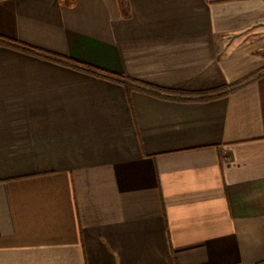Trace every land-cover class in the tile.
Segmentation results:
<instances>
[{"label":"crops","instance_id":"1","mask_svg":"<svg viewBox=\"0 0 264 264\" xmlns=\"http://www.w3.org/2000/svg\"><path fill=\"white\" fill-rule=\"evenodd\" d=\"M0 264H264V0H0Z\"/></svg>","mask_w":264,"mask_h":264},{"label":"trees","instance_id":"2","mask_svg":"<svg viewBox=\"0 0 264 264\" xmlns=\"http://www.w3.org/2000/svg\"><path fill=\"white\" fill-rule=\"evenodd\" d=\"M122 80L124 82V84L126 85V87L128 89L130 88H134L135 86H137L139 89L145 90V91H151V92H159L158 89L150 86V85H146V84H142V83H136L135 81H132L131 79L127 78V77H122ZM132 84V85H130ZM227 93V91H224L223 94ZM213 97H217V96H207V97H203L202 99H209V98H213Z\"/></svg>","mask_w":264,"mask_h":264}]
</instances>
